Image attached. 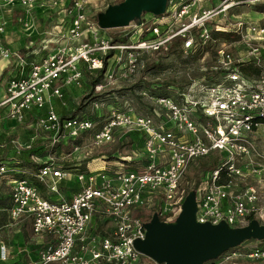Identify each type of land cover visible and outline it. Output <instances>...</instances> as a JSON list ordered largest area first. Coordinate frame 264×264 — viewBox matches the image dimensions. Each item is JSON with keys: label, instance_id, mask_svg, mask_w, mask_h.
<instances>
[{"label": "built area", "instance_id": "1", "mask_svg": "<svg viewBox=\"0 0 264 264\" xmlns=\"http://www.w3.org/2000/svg\"><path fill=\"white\" fill-rule=\"evenodd\" d=\"M42 1L0 0V11L8 14L12 8H19L24 14V30L29 31L32 12ZM92 1L74 0L66 13L69 17L65 15L56 32L47 31L51 38L44 39L42 47L35 48L34 40L29 41L32 47L26 50L41 59L30 64L27 75L9 81L0 109L10 123H24L28 115L38 113L33 130L51 145L96 130L94 144L100 146L111 142L117 129H123L138 133L143 147L139 155L125 157L126 163L116 162L113 173L100 169L98 175H87L85 183L84 175L79 176L83 185L71 201L45 198L28 180L11 181L12 221L30 218L34 236H47L51 242L27 264H141L143 254L134 243L145 240V225L151 221L142 212L158 205L160 220L175 222L189 195L183 188L185 175L203 160L218 165L206 173L196 199L198 222H225L231 228H243L262 217L264 63L256 45L264 40L261 24H229L233 32L244 36L245 46L239 59L225 48L218 51L212 72L219 71L220 75L215 80L206 75L195 78L186 87L175 88L173 97H155L139 90V95L152 103L151 114L139 113L128 101L123 106H106L97 98L92 110L106 106L108 117L96 129L89 118L58 115L54 102L63 101L68 88L80 86L85 73L104 71L102 82L94 89L95 94H104L145 71L148 61L158 64L174 43L180 42L184 53H192L197 44L217 40L208 27L218 16L226 17L237 6H256L264 0H225L213 8H206L209 0H169L165 15L130 24L120 39L110 36L87 15ZM7 25V18L0 15V56L10 62L14 54L3 41ZM214 26L216 32L227 31L219 24ZM245 28L250 36L243 35ZM14 60L25 66L24 58ZM246 62L258 73L243 75ZM43 111L45 115L40 114ZM34 161L45 165L37 180L58 193V183L67 174L52 157H34ZM5 173L1 165L0 180ZM100 212L113 224L110 235L93 233V219ZM234 256L264 262V245L249 253L235 249L225 259L230 261Z\"/></svg>", "mask_w": 264, "mask_h": 264}, {"label": "rangeland", "instance_id": "2", "mask_svg": "<svg viewBox=\"0 0 264 264\" xmlns=\"http://www.w3.org/2000/svg\"><path fill=\"white\" fill-rule=\"evenodd\" d=\"M118 1L120 0H93L88 8L87 15L93 22L95 20L98 21V13L105 11L107 7L110 6V4L118 3ZM223 1L225 0H209L210 6L208 4L206 5V8L218 7ZM73 2L74 0L42 1V3H40V5H38L32 12L33 24L29 31H25L24 27H20L22 20L24 19L23 12L17 7L12 8V11L7 14L8 17L11 18L12 23L7 25L6 34L8 35L7 42H9V45L6 44L5 47L11 46L13 47L12 49L17 50L16 54L13 55L14 59H25L26 54L30 52V50L28 51L24 49V45L22 42L26 37L29 38V34L32 35L29 39L34 40L35 43L33 44V47H42V41L44 39H49V37L51 36V33L48 34L47 31L52 33L56 32L55 28L57 26L60 27L61 24L64 23L62 20L65 19V15L67 16L66 13L67 11H69ZM152 16L154 15L144 13V16L141 19L136 20L131 24L150 20ZM236 22H255L257 24H261L264 27V14L257 12L254 6H237L231 9L230 13L226 15V17L218 16L208 28L209 31H216L214 25L219 24L223 28L227 29L229 33H236L233 32L231 25H229L235 24ZM124 30L125 28L111 29L106 31H108V34L110 36L112 35L117 39H120L125 32ZM243 35L250 36L246 28L243 31ZM243 38L244 36H233L228 38L227 40L217 39L216 41L210 42V44H197V49L200 53L197 49L192 53H184L183 51H180V47H174L173 49H171V52H169L168 56L163 59L160 67L152 69V72L150 74L144 73V71H142L135 77L130 79L129 82L123 81L120 84L114 86L112 89L107 90L104 94H95L94 90L92 91L91 84L93 82V77H96V74L85 73V79L80 84V86L68 88V90H65V96L67 99L63 101L65 102V104H63L62 101H59L61 104H58V110L64 112V115L68 117L79 116L89 118L96 123V129H98V127L101 125V123L104 122V120H107L106 117H108V114L106 112V106H123L126 101H128L131 102L135 108H137V111L139 113L143 115L151 114L153 108L152 103L147 98L145 99L144 97L139 95L140 91L135 90L137 85L150 83L159 84V86H162L167 83L186 87L190 84L191 81L195 80V78L201 77L203 75H208L214 70L217 62V54L221 48H225V50L229 51L235 59H239L240 55L243 54L241 52H243V47L245 46ZM13 44H15V46ZM256 45L258 48H261L262 60L264 63V40L257 42ZM27 46H30L29 41L27 43ZM49 47L51 48V46ZM14 59L10 61V65L15 64L18 66L17 61H15ZM249 65L253 66L248 62L244 63V66L246 67H248ZM14 68L15 67L13 66L10 71ZM10 71L6 73L7 75L5 77L0 78V88L3 87V91L7 90L9 86L8 83L12 80L10 79ZM20 72L21 71L19 70V68H17L13 76L15 77V75H19ZM252 73L254 74V71ZM3 91L1 90V93H3ZM97 98L105 103L106 106L104 107L105 109H101L95 112L92 110V102ZM55 107L57 108L56 103ZM1 113L5 114L2 109H0V117L3 116ZM35 117L38 118L39 115L38 113L34 112L31 114V116L28 117L26 122L21 123L24 125L23 127H25L26 130H29L28 133L31 134V142L39 138L32 136V133H35L33 129L37 121L34 120ZM95 132L96 130L92 132H84L76 139L65 142L61 141L54 147H52L51 145L46 146L45 152L47 153V156L45 160L49 159V157L54 158L55 165L61 169H64V162L66 159L77 161V163L80 164L78 168L79 172H77V175L78 177L84 175L85 183L87 182V175H98L100 173L99 170L103 169L104 167H106L107 171L113 173L116 169L115 161H119V163H126L127 160L125 159V157H133V155H139L141 153L140 151L143 146L141 145V139L138 133L128 132L127 130L123 129H117L111 142L96 146L94 144ZM103 155L106 157H101ZM109 157H113L114 159L116 158V160L112 161ZM217 165L218 162L216 161L213 162L210 160H203L199 163L198 167L190 168L185 175V181L183 183L185 192L188 194H190L191 192L195 193L196 199H198L201 195L200 192L206 178V173ZM127 166H132V164H127ZM27 175L32 180L35 177L34 175H32V173L29 172H27ZM74 179L75 178H73V180L71 181L61 180L58 183V193H53L45 185L43 186V190L41 191L45 197L51 198L54 201H67V199L70 200L71 196L83 185L78 182V179ZM242 187L244 188L245 186ZM262 191L264 193V187ZM259 205L264 208V200H261L259 202ZM158 210L159 208L157 205L156 207H150V209L144 210V212L142 213L145 214V219L150 220L155 214L159 212ZM5 220L11 222L7 217L5 218ZM100 222H102V224L100 223V227L98 226V229L96 228L97 233H95L96 235L101 236V231L103 232V234H106V231L111 228V224H108L107 222L103 224L104 218L102 217V215H100ZM256 222L261 227H264V213L262 217L256 218ZM13 223H18V227L28 225L27 221H12L11 224ZM12 229L13 228H8L3 231V235H6L7 240H11L14 236V232H12ZM22 238L24 239L25 236H22ZM43 239L44 238H40L41 241H43ZM263 245L264 239H249V241L245 242L242 246L239 247V249L243 252L249 253L254 248ZM226 256L227 253H224L217 257V259L206 261L203 264H264V262L251 261L246 259L245 257L237 256H234L233 259L227 261L225 259ZM141 261V264H158L153 259H150L143 255L141 257Z\"/></svg>", "mask_w": 264, "mask_h": 264}, {"label": "water", "instance_id": "3", "mask_svg": "<svg viewBox=\"0 0 264 264\" xmlns=\"http://www.w3.org/2000/svg\"><path fill=\"white\" fill-rule=\"evenodd\" d=\"M169 0H124L110 4L98 13L103 30L127 28L144 13L155 17L165 15ZM183 212L175 222H162L157 214L145 225L144 241H135L136 248L158 264H203L225 252L243 245L249 239H264V227L256 220L243 228H231L225 222L213 225L196 219L197 200L191 192L182 205Z\"/></svg>", "mask_w": 264, "mask_h": 264}, {"label": "crops", "instance_id": "4", "mask_svg": "<svg viewBox=\"0 0 264 264\" xmlns=\"http://www.w3.org/2000/svg\"><path fill=\"white\" fill-rule=\"evenodd\" d=\"M0 15L5 16V18H7L8 24L12 23L11 18L8 17L7 13L3 14V11H0ZM19 21H20V19H19ZM20 27L21 28L23 27L22 23H21ZM20 34H21V32H20ZM31 36L32 35L29 34L28 37L31 38ZM29 38L26 37L25 40H23V41L21 40L23 42L24 49H26L27 43H28V41H30ZM7 40H8V35L6 34L5 37H3V41H4L5 45L6 44L9 45V42H7ZM13 45L15 46V44H13ZM6 48L9 51H11L12 54H16L17 50L12 49L13 47L6 46ZM29 57H31V58H29ZM26 58H29V59H26ZM26 58H25L26 60L24 62L25 66H23V67H20L19 65L17 66L15 64L10 65V62L6 61L5 59L0 58V78L5 77L7 75L6 73L8 71H10V69L13 66L15 68L10 71V73H11V76H10L11 78L9 77L10 79L19 78L23 74L27 75L30 72V68H31L30 64L34 61H38L41 59L40 56H38L36 58L34 56H32L31 52H28L26 54ZM9 65H10V67H9ZM17 68H19V70L21 72L19 75H15V77H14L13 74H15L14 72L16 71ZM1 90L3 91L4 88L3 87L0 88V101L6 92V90H5V91H3V93H1ZM59 101L60 100H55V102H54V103H56L57 108H59L58 104L59 105L61 104ZM58 111L60 112V115L64 116V112H62L61 110H58ZM31 114L28 115V117L31 116ZM2 115L3 116L0 117V136H3V135H5L6 137H8V136H15L16 137L17 136L18 139L16 138V140H13L10 144L3 143L0 141V167L2 165L6 168V173L1 177V180H0V183H1V185H0V264H27L30 261L36 260L40 251L45 249L46 246L50 245L51 242H50V238L47 236H43V237L34 236V233L32 231V221L30 222V220H31L30 218H23L22 220H20V221H27L28 225H25V226H19L18 227L17 226L18 223L11 224V222H12V218L10 215V209L12 207V199H11L12 184H11V181H14L15 179H17L19 177H17L14 173H12L10 171L11 170H17L19 168V167L12 166L14 164L13 160H16V158H18V153L20 152V150H22V148L29 147L32 142L30 140L31 134L28 133L29 130H26V128L23 127L24 126L23 124L10 123L9 121H6L4 114H2ZM37 119L38 118L35 117L34 120H37ZM63 142H65V141H63ZM101 157H106V156L103 155ZM44 159H46V158H44ZM115 163H116V161H115ZM68 164L72 165V166H69L70 169H66V170L62 169L63 172L65 174H67V177L64 180L65 181L66 180L71 181V180H73V178L77 179V177H78L77 172H79L78 168H79L80 164H78L77 161H75V160L66 159L64 162V166H66ZM103 169H106V167H104ZM108 172L110 173V171H108ZM79 190H77L71 196L70 200L67 199V201H71L74 198L73 196ZM45 198H48V197H45ZM100 215H102V217L104 218L103 224H105L106 222L108 224H111V228L106 231V234H103L102 231H101V233L103 235H110L114 231L113 224L106 217V215L103 214L102 212L95 215V217L93 219V223H92L93 233L96 235V233H97L96 228L98 229V226L100 227V223L102 224V222H100ZM6 217L9 218V220L11 222L6 221L5 220ZM8 228H13L12 232H14V236L11 240H7L6 235H3L4 234L3 231L8 229ZM15 234H16V236H15ZM99 234H100V232H99ZM22 236H25V238L23 239ZM40 238H44L43 241H41Z\"/></svg>", "mask_w": 264, "mask_h": 264}, {"label": "trees", "instance_id": "5", "mask_svg": "<svg viewBox=\"0 0 264 264\" xmlns=\"http://www.w3.org/2000/svg\"><path fill=\"white\" fill-rule=\"evenodd\" d=\"M124 0H120L118 1V3L115 4H119L121 2H123ZM255 10H257V12L263 13L264 14V3H260L259 5L254 6ZM146 14V13H145ZM234 34V35H233ZM212 36L214 39H223V40H227L230 37H240L239 35H237L236 33H229V32H216L213 31ZM174 47H180V51H182L181 46H180V42L174 43L171 45L168 53H166L167 55L165 57H162L163 59H165L169 52H171V49H173ZM199 52V50H198ZM200 53V52H199ZM163 59H161L160 62L157 63H151L150 61H148V64L145 68V73L150 74L152 71V69H156L158 67H160V65L162 64ZM242 74L249 76L251 75V73L254 71V73H258V70L253 68L252 66H244L242 67ZM220 72L219 71H215V72H211V74L206 75L209 80H215L217 77H219ZM104 77V71H100L98 73V75H96V77H93V82L91 84V88L92 91L95 89L96 85L99 84L100 82H102V79ZM191 83V82H190ZM144 85H137L135 90H147L148 92H150V95H153L155 97H173L174 94V89L177 88H184L180 85L176 86L177 84H165L162 86H159V84H155L156 88H154V84H146L143 83ZM163 90V91H162ZM162 91V92H159ZM126 96V95H125ZM124 96V97H125ZM126 98V97H125ZM64 100H66V96L64 95ZM63 100V101H64ZM62 101V102H63ZM57 106V105H56ZM55 110L57 112L58 115H60V112L58 111V108L55 107ZM45 111H43L42 113H40L41 115H45ZM62 116V115H60ZM63 118H66L68 116H62ZM75 117V116H73ZM103 124L101 123V125L99 126V128L102 126ZM36 133V132H35ZM35 133H32L33 137H37ZM16 138L18 139V137L16 136H8L6 137L5 135L0 136V141L3 143H7L10 144L13 140H16ZM141 139V138H140ZM141 145L143 144V139H141ZM50 141L44 140L42 138H38L37 140H34L31 145L27 148H22V150H20V152L18 153V158H16V160L14 161V164L12 166L14 167H19L17 170H11L10 172L14 173L17 177V179H22V180H28L29 182H32L33 184L37 185L40 190H43V184L41 182H39L36 178V175L38 174V172L45 166L42 164L37 163L36 161H34V157L43 159L46 158L47 153L45 152V148L46 146H49ZM52 147L56 146V145H51ZM112 161H115L116 158L114 159L113 157H109ZM215 164V163H214ZM69 166H72L70 164L64 166V169H70ZM214 166V165H213ZM213 169V168H212ZM32 173V175H34L35 177L33 178V180L31 178H29V176L27 175V172ZM15 179V180H17ZM42 192V191H41ZM31 222V220H30ZM242 246V245H241ZM240 247V246H239ZM239 247H235L225 253H229V252H233V250L235 249H239Z\"/></svg>", "mask_w": 264, "mask_h": 264}]
</instances>
